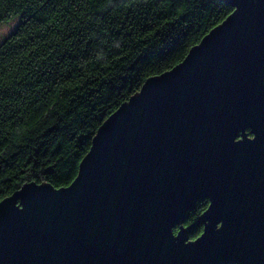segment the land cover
<instances>
[{"label":"water","instance_id":"water-1","mask_svg":"<svg viewBox=\"0 0 264 264\" xmlns=\"http://www.w3.org/2000/svg\"><path fill=\"white\" fill-rule=\"evenodd\" d=\"M223 1L102 123L70 185L0 201V264H264V0Z\"/></svg>","mask_w":264,"mask_h":264},{"label":"trees","instance_id":"trees-1","mask_svg":"<svg viewBox=\"0 0 264 264\" xmlns=\"http://www.w3.org/2000/svg\"><path fill=\"white\" fill-rule=\"evenodd\" d=\"M233 10L223 0H0V24L22 18L0 43V201L32 181L70 185L102 123Z\"/></svg>","mask_w":264,"mask_h":264},{"label":"rangeland","instance_id":"rangeland-1","mask_svg":"<svg viewBox=\"0 0 264 264\" xmlns=\"http://www.w3.org/2000/svg\"><path fill=\"white\" fill-rule=\"evenodd\" d=\"M22 18L21 16H18L17 18L0 24V43L11 33L13 32L16 27L20 24Z\"/></svg>","mask_w":264,"mask_h":264}]
</instances>
